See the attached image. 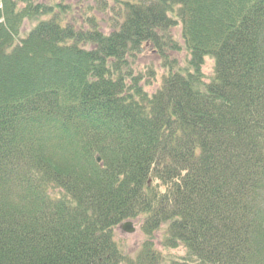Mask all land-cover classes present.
Returning <instances> with one entry per match:
<instances>
[{
  "label": "trees",
  "instance_id": "trees-1",
  "mask_svg": "<svg viewBox=\"0 0 264 264\" xmlns=\"http://www.w3.org/2000/svg\"><path fill=\"white\" fill-rule=\"evenodd\" d=\"M125 7L105 35L0 0V264H264V0ZM148 44L166 69L151 94ZM135 220L131 256L114 230ZM164 226L184 256L157 250Z\"/></svg>",
  "mask_w": 264,
  "mask_h": 264
},
{
  "label": "rangeland",
  "instance_id": "rangeland-1",
  "mask_svg": "<svg viewBox=\"0 0 264 264\" xmlns=\"http://www.w3.org/2000/svg\"><path fill=\"white\" fill-rule=\"evenodd\" d=\"M142 0H34L39 5L51 7L53 13L47 17H42L38 21H49L55 16L63 25L73 26L76 30H100L105 35H111L120 30V26L124 23L127 15L125 7L126 3H140ZM150 3L146 4L149 5ZM54 20V19H53ZM38 23L25 21L22 27V37H26L28 33ZM171 37L178 44L181 51L176 53L166 51L172 60L177 61L179 67L184 69L187 65L189 54L183 43L182 26L180 24L172 27L170 30ZM165 64L160 59L158 53L154 50L152 44L144 46L141 55L138 57L136 70L145 74L146 70L151 69L156 73V78L147 76L144 83H151L145 86L146 91L150 94L157 90L161 83V75L166 72ZM203 73L209 80L214 73V61L210 58L205 60ZM135 232L128 234L122 230L119 225L114 230V239L120 248L127 255L134 256L140 251L141 246L146 242L147 236L143 232L142 223L139 220L132 221ZM166 226L154 233V245L157 250L168 257L184 256L185 250L178 248L168 250L163 248L161 244Z\"/></svg>",
  "mask_w": 264,
  "mask_h": 264
},
{
  "label": "water",
  "instance_id": "water-1",
  "mask_svg": "<svg viewBox=\"0 0 264 264\" xmlns=\"http://www.w3.org/2000/svg\"><path fill=\"white\" fill-rule=\"evenodd\" d=\"M98 163L101 162V159L98 158ZM133 223L132 222H125L121 225V228L123 231H125L128 234H133L135 232L134 228H133Z\"/></svg>",
  "mask_w": 264,
  "mask_h": 264
}]
</instances>
